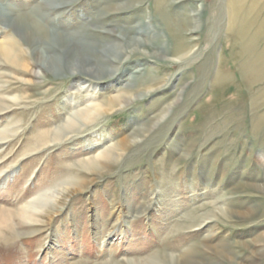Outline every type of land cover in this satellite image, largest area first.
<instances>
[{"label": "rangeland", "instance_id": "rangeland-1", "mask_svg": "<svg viewBox=\"0 0 264 264\" xmlns=\"http://www.w3.org/2000/svg\"><path fill=\"white\" fill-rule=\"evenodd\" d=\"M49 1L0 0V8L72 40L98 77L71 75L64 64L59 76L40 69L34 47L62 51L39 36L31 44L0 19V41L16 39L24 64L0 56V264H177L183 256L264 264V0L44 8ZM120 32H140L144 49L166 59L121 51L125 60L113 62L105 50L126 48ZM129 75L152 79L124 95L143 98L53 139L75 109L123 92ZM109 145L112 156L95 160ZM66 188L46 212L26 209Z\"/></svg>", "mask_w": 264, "mask_h": 264}, {"label": "bare ground", "instance_id": "bare-ground-1", "mask_svg": "<svg viewBox=\"0 0 264 264\" xmlns=\"http://www.w3.org/2000/svg\"><path fill=\"white\" fill-rule=\"evenodd\" d=\"M60 5H61V2H59L58 0L57 1L53 0V1L47 2L43 6H44V8H53V7H58ZM115 10H118L117 6L115 8H113V12ZM37 11H38V8H37ZM0 19L6 21L7 25H9V26H14V27L16 26L19 35H21L24 39L29 41L31 44H34L35 38L37 36H39V37L45 38L46 40L48 39V41L51 45L59 48L62 51L63 57H60L58 55H50L49 56L45 53L44 49H40L39 47H34L32 50L34 60H35V63L37 64V66L40 67V69H44L45 71H49L52 75L54 74L56 76H59V75H61V68H63V64H64V66L66 67V69L68 70V72L71 75L80 74L82 71H86V72H88V74H91L92 76H94L96 78L98 77V75L96 74L97 72H96L95 68L92 66L85 65V60L78 54L77 51H75V49L72 48V46H71L72 40L67 39L65 37H62V36L55 35V34H52V35L49 34V32H47L45 27L40 22H37L35 19H33V17L30 15V13L26 14V15L23 13V17H20L18 19H10L7 15L6 10L4 8H0ZM196 30H197V27L192 28V32H195ZM139 33L140 32H138L136 35L130 36L126 33L120 32L119 35L123 38V40H125L126 48H124V49L122 48L121 50L111 48V49L105 50L106 54L111 57L113 62H115V61L120 62L122 60H125V59H123V56H121V54H122L121 51L127 52L128 56L134 55V54H141L142 56H144L145 58H147L149 60L151 59V60H157V61H164L166 58H165V54H164L163 50H154L153 52L150 53L146 49H144L145 47L149 46V42H147L145 40L144 36H142L141 33L140 34ZM175 33L178 34V32H175ZM175 33L174 32H173V34L171 33L172 34L171 35L172 41L176 42L178 45H180V44L182 45L181 40L178 39V36ZM36 44H37V42H36ZM99 48H100V46L98 47V49ZM22 53H23V50L20 48L16 39H14L12 37H7V38L0 41V56L3 60H5V61H7L13 65L23 67L24 64L20 60ZM174 61H177V60H174ZM33 74L36 77L41 75V73H39V72H33ZM151 80L152 79L147 80L146 77L143 75H140V76L129 75V76H127V78L124 80L125 86L123 88V92L111 97L110 101H101L98 103H93L92 101H88V103L86 102L87 104H86L85 108L81 107V108L75 109L71 113V116L69 117V119L66 120L65 123L59 129H57L56 131L54 130L55 131L54 134L52 133L53 139L54 140L60 139L64 135H66L67 133H70L71 131L78 129L79 127H81L83 125L89 124L96 117H99L104 113L112 112L114 110V104L115 103L118 104L120 107H123V106L128 105L129 103L133 102L136 99L143 98L142 94L137 95L136 97L129 96L128 94H127L128 96H124V95H125L126 91L131 90L133 84L140 83V85L146 86L147 83L149 84V82ZM77 88H79V87H77ZM80 89H85V91H88L87 88L80 87ZM92 89L94 90L95 88H92ZM150 91L151 90H147L145 94H147ZM123 96L125 98H123ZM92 99H93V97H92ZM255 99H256V96H255ZM114 148H116V147L109 145L108 147L102 149L97 154L96 158H94V159L98 160L102 156L111 157L112 152L114 151ZM99 167H100V165H99ZM12 174H15V172ZM68 193H69V191L67 190V188L63 189V190L57 189V190H52L51 192L50 191L46 192L44 195L40 196L33 203H30L26 207V209H30L32 215L38 216L40 213L46 212V207L49 204V202L60 204L63 200H65ZM20 217L23 219H27L28 215H27V213H25V214H21ZM31 220H32V222L33 221L38 222V220L36 218L31 219ZM185 258H186V256H183L182 258L176 259V263L177 264H189V258L188 259H185Z\"/></svg>", "mask_w": 264, "mask_h": 264}]
</instances>
